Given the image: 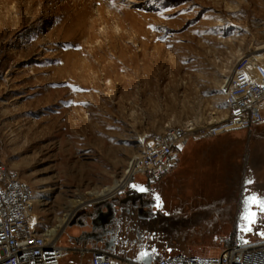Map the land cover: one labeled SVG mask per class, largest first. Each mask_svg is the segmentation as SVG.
I'll list each match as a JSON object with an SVG mask.
<instances>
[{
  "label": "rangeland",
  "instance_id": "rangeland-1",
  "mask_svg": "<svg viewBox=\"0 0 264 264\" xmlns=\"http://www.w3.org/2000/svg\"><path fill=\"white\" fill-rule=\"evenodd\" d=\"M259 48L264 0H0V162L32 187L39 228L121 179L144 139L223 119L227 76ZM254 130L191 139L157 183L168 212L108 229L162 258L264 240V217L239 231L244 197H264V131ZM121 199L108 203L138 218ZM99 203L78 209L64 246L107 211Z\"/></svg>",
  "mask_w": 264,
  "mask_h": 264
},
{
  "label": "built area",
  "instance_id": "built-area-1",
  "mask_svg": "<svg viewBox=\"0 0 264 264\" xmlns=\"http://www.w3.org/2000/svg\"><path fill=\"white\" fill-rule=\"evenodd\" d=\"M226 116L214 123L199 126L195 121L170 126L153 140L144 139L140 152L128 166V185L138 177L146 183L161 182L179 163L191 139L218 138L222 135L264 126V54L242 56L233 65L223 86ZM34 191L13 175L0 162V264H141L135 258L123 257L84 243L71 247L62 244L65 229L52 232L33 225ZM152 264H264V240L253 243L239 241L219 257H196L177 253Z\"/></svg>",
  "mask_w": 264,
  "mask_h": 264
},
{
  "label": "flooded vegetation",
  "instance_id": "flooded-vegetation-1",
  "mask_svg": "<svg viewBox=\"0 0 264 264\" xmlns=\"http://www.w3.org/2000/svg\"><path fill=\"white\" fill-rule=\"evenodd\" d=\"M250 182H247V184H249ZM133 184V183H132ZM131 186L125 191V193L119 195L118 197H121V202L124 204H131L132 207L134 209H137V215L139 218L144 219L145 221L148 219H152L153 216H155L157 213L159 212H168L167 208H166V203L163 201L162 198V190L160 187H157V184L155 185H150L146 182L142 183V187L146 189V191L141 192L139 190H134L133 187ZM252 195H255L257 197L260 198H264L263 196H260L259 193H249V195H246L242 201L243 203V210H244V200L247 197H250ZM160 198V204L161 207H157V200L156 197ZM116 197V198H118ZM119 199H116V201H118ZM114 201V202H116ZM113 204L112 210H111V214L109 213L108 209L107 211H98V213L101 215L100 219L94 222H91L90 227L86 228V230H84L81 234H79L76 238L80 237L79 242L86 244L87 240H96L97 242H101L103 243L106 247L107 246H115L114 243H117L118 240H120V243H126V241L128 239L124 238L126 237L123 233V235L121 237H118V233H116L115 228H109L108 226L111 225H118L123 223L121 220V217L123 215H127L130 213L129 208L124 209L122 208H118L115 206V204ZM124 207H126L125 205H123ZM255 207L253 206V211H255ZM243 216V215H242ZM242 216H241V220H242ZM259 220V214L257 217V221ZM243 221V220H242ZM87 223H85L86 225ZM105 224L107 226H105ZM246 225L241 223V227L239 229V231L241 232L242 228H244ZM84 226V225H83ZM86 227V226H84ZM251 231H245V235H247L248 233H252L253 232V225L251 226ZM118 231V230H117ZM76 242V241H75ZM247 242H251L247 239L244 240V243ZM89 245V244H87ZM142 253H147L149 257L152 258L153 263L160 260L162 257L157 254L155 251H145V250H141L140 251V255ZM140 255H138L135 258H138ZM133 258V257H131Z\"/></svg>",
  "mask_w": 264,
  "mask_h": 264
},
{
  "label": "bare ground",
  "instance_id": "bare-ground-1",
  "mask_svg": "<svg viewBox=\"0 0 264 264\" xmlns=\"http://www.w3.org/2000/svg\"><path fill=\"white\" fill-rule=\"evenodd\" d=\"M93 2V1H91ZM132 2V1H131ZM88 6V5H87ZM80 7V6H79ZM85 8V7H84ZM82 11V10H81ZM100 11V10H99ZM235 11V10H234ZM102 17V16H101ZM104 17V16H103ZM109 18V17H108ZM89 20V19H88ZM95 20V19H94ZM103 20V19H102ZM106 20V19H105ZM86 27V26H85ZM94 28V26H93ZM106 28V27H105ZM108 28V27H107ZM93 30V29H92ZM81 33V32H80ZM93 33V32H92ZM107 34V33H106ZM91 36V35H90ZM93 36V35H92ZM94 38V37H93ZM264 48H259L256 50V53L263 51ZM264 53L261 54H252L255 57H258L260 55H263ZM250 55V56H252ZM128 169V168H127ZM127 170L125 171V174L123 175V177L121 179H117L113 185L103 188L101 190L98 191H92L89 192L86 196V199L84 201H77L75 203L74 208L76 210H74L73 212H69L66 215H64L63 218H61L59 220V223L56 226L52 227V232H58L61 230H64L65 228H67V225L69 224L70 220H72L75 216L76 213L79 211L78 209H81L83 207H87L88 205H93L96 204L98 202H103L106 200H109V198H111V196L115 195L118 191L123 190L129 183V176L127 174ZM31 222L33 225L35 224H39L37 217L35 216L34 212L31 215Z\"/></svg>",
  "mask_w": 264,
  "mask_h": 264
},
{
  "label": "crops",
  "instance_id": "crops-1",
  "mask_svg": "<svg viewBox=\"0 0 264 264\" xmlns=\"http://www.w3.org/2000/svg\"><path fill=\"white\" fill-rule=\"evenodd\" d=\"M254 131H264V126H259V127H255ZM143 182H138L135 181L132 184V187L134 190H138L139 188H141ZM121 220L123 223H136V222H141V221H145L142 218H127V217H121ZM79 235V234H78ZM86 244H89L90 246L94 247V248H98V249H104L107 250L111 253H115V254H127L130 257H137L138 255H140V251L143 249L145 251H152L148 248H141V247H129L128 245H126L125 243H119L118 245L112 246L109 249L101 242H97L96 240H87Z\"/></svg>",
  "mask_w": 264,
  "mask_h": 264
},
{
  "label": "snow or ice",
  "instance_id": "snow-or-ice-1",
  "mask_svg": "<svg viewBox=\"0 0 264 264\" xmlns=\"http://www.w3.org/2000/svg\"><path fill=\"white\" fill-rule=\"evenodd\" d=\"M138 190L141 192L146 191L144 188H139ZM156 200L157 207H161L160 198L158 196L156 197ZM253 206L256 209L255 211H253ZM258 214L259 216L264 217V198H260L255 195L245 198L242 220L246 222V225L241 230L251 231V226L256 223ZM147 255V253H142L141 258L143 259L147 257Z\"/></svg>",
  "mask_w": 264,
  "mask_h": 264
},
{
  "label": "water",
  "instance_id": "water-1",
  "mask_svg": "<svg viewBox=\"0 0 264 264\" xmlns=\"http://www.w3.org/2000/svg\"><path fill=\"white\" fill-rule=\"evenodd\" d=\"M112 199H114V201H115V197H113ZM99 204H104V205L106 206V208L108 209L109 213L111 214V210H112L113 204L108 203V200L103 201V202H101V203H99ZM99 207H100V206H99ZM74 240H75L78 244L81 243V242H79L80 237H79V238H74ZM239 243H240V244L244 243V240H239ZM110 247H111L110 245L107 246L108 249H109ZM141 255H142V254H141ZM141 255H140L138 258H135V261H136V262L141 263V264H152V263H153V260H152L151 257H149V256L147 255V257H145V258L142 259V258H141Z\"/></svg>",
  "mask_w": 264,
  "mask_h": 264
}]
</instances>
